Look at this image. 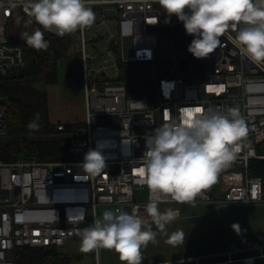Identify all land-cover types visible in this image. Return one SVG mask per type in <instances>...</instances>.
Returning <instances> with one entry per match:
<instances>
[{"label":"built area","instance_id":"2783aa9c","mask_svg":"<svg viewBox=\"0 0 264 264\" xmlns=\"http://www.w3.org/2000/svg\"><path fill=\"white\" fill-rule=\"evenodd\" d=\"M15 2L17 6L11 7L4 0L0 7L3 76L29 63L24 46L8 35L16 17L29 20L23 0ZM87 6L93 8L95 22L74 32L81 44L86 119L71 121L76 126L69 132L67 159L0 158V264H17L19 247H63L69 239L80 238L84 228L95 218H102V206L114 211L135 209V214L150 224L152 217L146 211L150 197L159 200L161 212L162 207L179 209L176 218L180 216V205L264 202L263 179L250 173L252 161L264 158L258 152L259 144L264 142V63L258 65L242 56L228 40L229 35L235 36V31L228 29L220 37L221 45L204 58L203 80L190 82L182 68L186 66L189 72L197 74L201 58L193 56L184 65L190 53L176 47L170 35L171 47L162 53L161 31L157 29L181 25L173 30L181 34L184 47L193 37L186 33L183 22L175 14H168L158 0H90ZM99 40H104V50L94 56L89 54L87 44L96 48ZM88 58H96L98 67L89 68ZM123 68L138 84L148 81L149 97L130 93L136 88L121 80ZM148 72L152 74L149 77ZM139 73L141 82L136 79ZM184 106L220 112L236 108L247 131L235 142L239 145L235 159L220 170L215 182L192 201L179 203L170 194L150 193L147 172L141 174L139 169L144 166L146 136L166 122L179 121ZM57 127L66 130V121L59 122ZM8 131V107L0 105V138L6 137ZM98 143L105 144L107 167L95 176L85 174L81 164L84 153ZM182 263L264 264V243L157 262Z\"/></svg>","mask_w":264,"mask_h":264},{"label":"clouds","instance_id":"9594fccd","mask_svg":"<svg viewBox=\"0 0 264 264\" xmlns=\"http://www.w3.org/2000/svg\"><path fill=\"white\" fill-rule=\"evenodd\" d=\"M90 0H23L28 23L35 21L40 27L22 32L25 42L37 49H47L49 41L44 30L63 36L78 29L83 31L95 22V12L87 6ZM170 15L183 22L187 34L192 35L188 51L196 58H207L221 45L220 37L228 29L235 36L228 40L239 53L255 64L264 63V0H158ZM16 7L15 0H8ZM4 0H0V7ZM39 114L30 121V130L38 128ZM246 126L239 110L229 108L220 112L209 108L184 106L179 121L173 120L154 129L146 136V151L140 173L147 172L150 193L171 195L179 203L192 201L202 190L210 187L217 174L235 159L239 145L235 142L246 134ZM104 143L89 148L83 156L82 170L95 176L106 167ZM159 200L151 198L147 213L160 229L179 215V209L158 207ZM79 219H84L83 213ZM232 227L240 232V226ZM80 251L89 252L98 246L114 249L126 264H142L141 247L155 242L156 233L142 218L125 210H105L102 218L80 233ZM181 232L170 235L169 243L181 239Z\"/></svg>","mask_w":264,"mask_h":264},{"label":"rangeland","instance_id":"374dc122","mask_svg":"<svg viewBox=\"0 0 264 264\" xmlns=\"http://www.w3.org/2000/svg\"><path fill=\"white\" fill-rule=\"evenodd\" d=\"M26 26H29L27 18L18 16L8 28V35L18 41ZM100 33L105 34L102 31ZM89 36L90 33H87V37ZM77 37L76 34L75 40ZM171 40L168 34L159 33L162 53L171 47ZM96 45L95 48L90 43L87 44V52L94 56L104 50V40L97 41ZM80 52L81 44L78 40L73 43L67 58L58 60L56 83L47 84L44 79L35 82L36 88L47 91L48 96L60 104L62 111L65 109L61 119L64 116L70 119L75 115L84 121L87 116L84 86L80 80L82 68H78ZM87 63L89 68L98 67L96 58H88ZM147 75L149 77L152 74L148 72ZM50 109L51 118L58 124L60 119L52 113L54 108ZM167 208L162 207V210ZM105 210L112 209L108 206L100 207L101 215ZM234 223L239 224L236 226H240L239 233L232 227ZM146 225L151 227L156 236L155 242L149 241L146 247H141L142 264H157L162 260L181 259L199 253L247 247L264 243V202L187 204L181 206L180 216L166 224L163 229L154 223ZM178 231L182 233L181 239L169 243L170 235ZM62 251L73 255L70 264H126L120 260L119 253L114 249L99 246L98 251L96 248L89 252L80 251V238L69 239Z\"/></svg>","mask_w":264,"mask_h":264},{"label":"trees","instance_id":"16d2710c","mask_svg":"<svg viewBox=\"0 0 264 264\" xmlns=\"http://www.w3.org/2000/svg\"><path fill=\"white\" fill-rule=\"evenodd\" d=\"M36 24H29L23 32H31ZM44 37L49 41L47 49L37 50L29 46L23 38L18 41L24 46L29 63L25 68L9 70L0 79V105L8 107V135L0 138V158L5 161L14 160L20 156L34 157L38 160H59L69 158L68 145L71 138L70 130L76 123L66 122V130H59L57 124L50 120L48 93L35 87V82L44 79L47 84L58 80V60L66 59L75 41V33L63 37L56 36L42 29ZM81 57V52H80ZM82 68V59L79 67ZM123 68L121 80L134 86L136 90L130 93L136 96L149 97V83L144 80L138 84ZM125 71V72H124ZM82 72V69H81ZM80 80L83 83V74ZM80 77V75H79ZM38 128L30 130L27 125L36 118ZM258 152L264 154V142L259 144ZM251 175L263 179L264 158L252 161ZM181 206H178L181 210ZM63 247L46 246L39 248L19 247L16 250L17 264H70L73 255L62 251Z\"/></svg>","mask_w":264,"mask_h":264},{"label":"water","instance_id":"95a60500","mask_svg":"<svg viewBox=\"0 0 264 264\" xmlns=\"http://www.w3.org/2000/svg\"><path fill=\"white\" fill-rule=\"evenodd\" d=\"M176 27H182L181 25H177L174 27H163V28H158V31L161 32H165L166 34L170 35L172 37V39L174 40L175 46L178 48L183 49L184 51H188V47H184L182 46V43L180 41L181 39V34L178 31H174L173 29ZM189 52V51H188ZM190 53V52H189ZM193 59V55L192 53H190L189 57L186 58L183 62V64H188V62H191ZM197 67L199 68V72L197 74H192L191 72H189L188 68L186 66H183L182 70L186 76V79L190 82H194V83H200L203 78H204V71H203V67H204V58H201L200 60H198V65ZM3 78V75L0 74V79ZM137 81L141 82L142 80V74L139 73L136 76Z\"/></svg>","mask_w":264,"mask_h":264},{"label":"crops","instance_id":"0c3cea01","mask_svg":"<svg viewBox=\"0 0 264 264\" xmlns=\"http://www.w3.org/2000/svg\"><path fill=\"white\" fill-rule=\"evenodd\" d=\"M50 108H52V109L54 108V110L52 111V113L54 114V116H57L60 119V121H58V122H61V121L63 122V121H66V120H68V121H74V120L81 121L78 118V116H75V115H74V117H71L70 119H67L66 116H64V119L65 120L64 119H61V118H63L62 114H65V111H64L65 109L62 111V109L60 107V104H57L55 102V100L52 99V97L49 96V113H50V110H51ZM49 116H50V114H49ZM50 120L55 123V121L51 118V116H50ZM68 121H66V122H68Z\"/></svg>","mask_w":264,"mask_h":264}]
</instances>
